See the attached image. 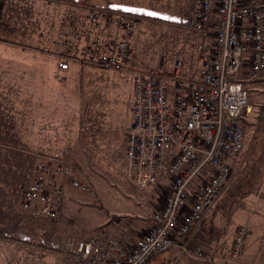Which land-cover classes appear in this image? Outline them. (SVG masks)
<instances>
[{"label":"rangeland","instance_id":"1","mask_svg":"<svg viewBox=\"0 0 264 264\" xmlns=\"http://www.w3.org/2000/svg\"><path fill=\"white\" fill-rule=\"evenodd\" d=\"M92 1L0 0L6 14V24L17 21L21 25V28L15 29L19 32L15 40L21 46L27 44L31 35L53 33L48 42L40 45L41 52L65 57L68 61H76L98 71V75L94 73L88 89L85 87L89 93L86 104L90 105V109L83 121V147L74 150V162L53 159L44 154L23 170L8 171L19 176L17 180L20 181L13 188V194L20 209L30 219L29 212L21 208L19 191L42 176L44 167L49 168L48 174L51 176L58 177L66 170L82 184L85 180V191L68 186V178L64 180L66 186L60 218L54 222L47 221L56 226L49 229L55 241L53 245L58 242L59 247L63 248L61 251L59 248L55 252L50 251L44 257L38 251L34 252L32 259L28 257L32 264H68L67 261L73 259L64 247L68 237L80 239L104 231L113 238L119 237L129 242L135 240L153 225L152 215L162 206L166 193L165 182H161L162 187L154 184L151 189H140L130 185L126 178L127 162L122 156L125 154V128L131 118L128 110L131 98L133 100L131 77L135 71H158L162 59L166 61L165 71L168 73L175 60L181 61L179 55L191 45L195 35L189 30L191 28L185 26L181 17L184 14L173 0H139V3L122 7L113 5L126 13L115 10L109 2L94 5ZM114 1L119 3L122 0ZM56 5L60 8L57 9ZM131 14L142 15H135L134 18ZM121 15L134 20L130 39L134 54L125 69L117 71L85 62L81 55L96 45L101 53L115 47L122 37V28L117 23ZM77 22H84L93 31L116 26L121 34L111 48L98 35L90 36L89 43L84 39V30L76 26ZM201 41L200 35L199 43ZM242 81L248 94V110L242 122L243 149L230 163L227 189L206 213L203 223L187 238L188 243L200 247L203 254L189 255L174 246L156 256L149 264H264V77L254 81L244 75ZM85 112L86 109H83V115ZM67 204L70 208L66 210ZM30 219L25 220H41ZM243 225H247L243 247L239 255L233 257L229 254V248L237 230ZM53 229L57 232L60 230V234ZM11 239L19 240L15 237ZM41 241L40 245L44 246L42 238ZM33 247L38 246L34 243Z\"/></svg>","mask_w":264,"mask_h":264},{"label":"built area","instance_id":"2","mask_svg":"<svg viewBox=\"0 0 264 264\" xmlns=\"http://www.w3.org/2000/svg\"><path fill=\"white\" fill-rule=\"evenodd\" d=\"M117 23L122 37L115 47L101 53L96 45L81 55L85 62L125 69L134 54L130 43L134 20L121 15ZM187 26L202 36L196 49L197 72L182 78V63L175 60L166 73L162 59L158 71H135L131 77V118L122 157L130 185L146 189L166 183L153 225L131 242L104 231L68 237L64 247L73 257L68 264H149L174 246L189 255L203 254L187 238L227 189L230 163L243 149L241 118L248 110V94L242 78L257 80L264 75V0H192ZM44 169L19 191L21 208L32 219L54 222L60 218L64 180L80 191L87 188L66 170L57 177ZM246 234L247 225L237 230L229 248L233 257L241 252Z\"/></svg>","mask_w":264,"mask_h":264},{"label":"crops","instance_id":"3","mask_svg":"<svg viewBox=\"0 0 264 264\" xmlns=\"http://www.w3.org/2000/svg\"><path fill=\"white\" fill-rule=\"evenodd\" d=\"M106 2L112 7L116 4L122 7L129 3H139V0H122L119 3L114 0H94L92 4L103 5ZM173 2L182 10L184 16L181 17L187 26V20L192 14V0ZM3 10L0 5V264H32L28 257L32 259L34 252L38 251L44 257L46 253L55 252L58 248L61 251L63 246L59 247L58 242L53 245L55 241L50 230L56 226L44 220H25L29 218L20 209L13 194V188L20 181L17 180L19 176L8 171L23 170L40 160L44 154L53 159L74 162V150L82 146L83 121L90 109V105L86 104L89 93L85 87L88 89L94 73L98 75V71L76 61H68L65 57L41 52L40 45L48 42L53 33L31 35L27 44L21 46L15 40L21 25L17 21L6 24ZM115 10L126 13L118 8ZM215 20L213 18L211 21L210 30ZM86 25L84 22H77L76 25L84 30V39L90 43V36L98 35L108 48L117 42L121 34L116 26L93 31ZM189 30L194 33L195 40L179 55L183 63L181 77L185 79L199 69L196 49L201 33ZM49 31L51 33L52 29ZM83 109H86L84 115ZM45 150L51 151L45 153ZM69 208L67 204L66 210ZM55 233L60 234V230ZM13 237L19 240L11 239ZM41 238L44 246L40 245ZM34 243L38 247H33Z\"/></svg>","mask_w":264,"mask_h":264},{"label":"trees","instance_id":"4","mask_svg":"<svg viewBox=\"0 0 264 264\" xmlns=\"http://www.w3.org/2000/svg\"><path fill=\"white\" fill-rule=\"evenodd\" d=\"M128 13V12H127ZM130 13H128V15H129ZM132 15V14H131ZM137 16V15H142V14H134V16ZM144 15V14H143ZM133 16V15H132ZM133 16V17H134ZM135 18V17H134ZM145 18H148L147 16H145ZM262 77H264V75L262 76ZM261 77V78H262ZM260 79V78H259ZM259 79H257L256 81H259ZM255 81V80H254ZM244 87V86H243ZM245 89V88H244ZM241 121L243 122V117L241 118ZM83 181H85V180H83ZM30 219V218H29ZM30 220H32V219H30ZM41 220H44V219H41ZM44 221H46L47 222V220H44ZM48 223H50V222H48ZM51 224V223H50Z\"/></svg>","mask_w":264,"mask_h":264}]
</instances>
